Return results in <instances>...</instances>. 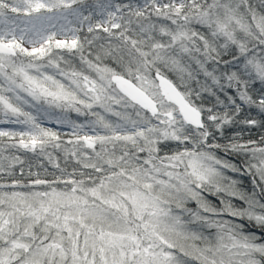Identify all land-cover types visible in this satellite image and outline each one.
<instances>
[{
    "label": "snow or ice",
    "instance_id": "6c2138e0",
    "mask_svg": "<svg viewBox=\"0 0 264 264\" xmlns=\"http://www.w3.org/2000/svg\"><path fill=\"white\" fill-rule=\"evenodd\" d=\"M94 16L101 18L93 22ZM85 23L90 38L79 35ZM105 38L94 59L84 55L86 44ZM54 49L78 54L94 78L61 68L60 61L70 62ZM48 67L67 84L42 71ZM201 73L203 92L235 88L243 104L264 113V0H0V112L29 125L0 130V137H19L8 147L39 149L50 162L45 148H61L58 134L24 111L30 101L22 92L77 113L82 106L95 117V135L81 136L84 125H73L74 146L64 149L92 170L79 179L75 169L55 164L60 176L25 181L23 167L15 173L24 162L0 147V173L10 178L0 182V264H264V146L251 139L213 142L209 130L223 136L225 126L264 122L240 119L241 105L228 96L234 107L207 108L206 124L193 91L178 90L199 84ZM257 81L262 87L254 98L249 90ZM113 105L135 108L136 118ZM234 173L252 176V188Z\"/></svg>",
    "mask_w": 264,
    "mask_h": 264
},
{
    "label": "trees",
    "instance_id": "16d2710c",
    "mask_svg": "<svg viewBox=\"0 0 264 264\" xmlns=\"http://www.w3.org/2000/svg\"><path fill=\"white\" fill-rule=\"evenodd\" d=\"M96 0H88L89 4H94ZM100 2H105V0H100ZM162 2H166V0H162ZM112 3L116 4H140L142 5L144 3V0H112ZM155 19V17H154ZM79 35L83 38L84 36L91 37V34L87 33V26H84L82 31L79 33ZM101 37H106L105 33H100ZM108 41L107 39H101L95 42V45L93 47H89L87 44L85 45V51L84 55L87 56L89 59H94L95 55L100 51L99 45L105 44L107 45ZM54 52L58 53L59 55L64 57V60L69 61V64H65L64 61H60L61 68H64L65 70H70L72 68L76 70H85V74H89L93 76L94 73H90L85 69V66H83L80 62L79 55H73L71 53H68L67 50H60V49H54ZM89 53H92V55H89ZM224 59H230V57H224ZM45 61H37V63H45ZM104 64H108L109 66L115 67V65L112 63L110 59L105 58L103 60ZM195 67V65H193ZM223 67V66H221ZM43 72H45L48 75H54L57 79L61 80V82L67 84V80L63 77H61L54 68L48 67L45 69H42ZM35 74V73H33ZM165 75L168 79L172 80L174 84L179 85L180 81L177 77V75L173 72L165 71ZM197 79L199 80V84L196 83L195 80L188 82V88L185 87H179V90L181 92H186L189 89L193 91V95L190 97L191 101L195 104V106L200 107L204 109L201 113V119L205 121L206 124L211 125V122L207 121V108H213V111L215 113H223L226 109L224 105H228V110H231L233 108V105H230L228 102L227 97L232 96L236 99V103L241 105V114L240 119L243 118H253L256 119L258 122H264V113H260L259 109L255 106H249L246 104H243L239 100L238 93L235 88L227 89V92L220 91L218 86L216 88V95L219 96L220 100L224 102L223 105L218 104L216 100V95H212L207 92H203L201 90V85L205 83V77L201 73ZM210 83V82H209ZM261 84L257 81L251 88H250V94L255 96L258 94ZM201 91V96L199 98L196 97L195 92ZM25 99H28L30 101L29 104L22 105L24 111L30 112L35 118L36 122L43 128L51 129L52 131L56 132L59 136L58 143L61 144V148H53L51 145H48L45 148V152L50 153L52 157V162H50L49 157L47 155L40 154L39 149L35 153L28 151L26 149L22 148H11L8 147L9 145L13 143L18 144L19 137L16 138H8V137H0V147L6 148L4 155H16L21 158V160L24 162L23 165L16 164L15 165V173L16 176L19 177L21 175L20 169L23 167L24 169V175L23 179L25 181L29 179H34L36 175L38 174L40 178L43 179H49L51 180L53 176H60V170L55 167V164H59L60 168L66 169L68 173L73 172V170H76V176L74 178L79 179V172L83 171L85 173H92L91 169H84L81 164L77 163V160L75 157H71L69 154H67L64 149H71L73 148V144L69 143V141H75V134L73 132V125H84V127L80 130V135L82 136V133L85 132L88 129H91L90 122L95 120V117L91 114H83L87 113V109H83L82 106H79L82 108L81 113H77L75 110L72 109H61L57 108L54 105L50 106L47 103H37L35 101L31 100V97H28L26 93H21ZM81 98L82 97V94ZM138 107V106H137ZM113 108L116 111L124 112L126 111L128 114L132 116V118H136L135 116V108L129 107L127 109L123 108L121 105H113ZM92 111L100 112L102 115L106 117V119L118 123L120 122L119 119L115 116H112L110 113H104L102 109L98 107H94ZM147 115H150V113H145ZM59 118L63 121H66L68 124L67 128H63L59 125H54L50 122H47V120L50 118ZM48 118V119H47ZM0 124L6 125L5 131H28L29 125L20 124V123H14L12 122L15 120V117H5L2 112H0ZM154 120V118H153ZM154 122H156L154 120ZM26 127V130H25ZM186 127H192V126H186ZM210 131H213L215 133V141L213 142H219V143H227L229 138H237L238 142H246L248 140H254L257 142L258 145L264 146V144H261V137L264 136V127L261 126L260 123H258L256 126H248L244 125L242 123H237L235 125H228L225 126V132L222 136L220 133L215 132L214 127L209 128ZM92 131V130H91ZM97 131L103 135L105 134L103 129H100L97 127ZM175 143V142H171ZM109 147H111L109 145ZM100 146L97 145L96 149L99 151ZM81 152H86L88 156L92 155V150L87 148L80 149ZM80 153H78L79 155ZM219 155H223L222 152L218 153ZM83 158V157H81ZM227 158V157H226ZM233 162H241L238 160L237 157L233 156L231 157ZM31 171L33 174L32 177H29L27 174ZM234 178L238 179L243 186L246 189L252 188V176L250 175H243V174H232ZM67 178V177H65ZM0 182H10V178L7 176L6 173H0ZM62 187V185H61Z\"/></svg>",
    "mask_w": 264,
    "mask_h": 264
},
{
    "label": "rangeland",
    "instance_id": "374dc122",
    "mask_svg": "<svg viewBox=\"0 0 264 264\" xmlns=\"http://www.w3.org/2000/svg\"><path fill=\"white\" fill-rule=\"evenodd\" d=\"M101 17H99V16H94V18H93V22H95L97 19H100ZM84 26H87V24L85 23V25ZM62 37H57V39H61ZM26 47H31L30 45H25ZM48 119V118H47ZM2 120H0V122H1ZM47 122H50V123H52V124H54V125H59V126H61V127H63V128H67L68 127V124H67V122L66 121H64L63 123H57V119L56 118H53V117H50L48 120H47ZM6 125H4V124H0V130H3V131H5V129H6ZM25 130H26V127H25ZM84 134H88V135H95V133L93 132V131H91V129H88V130H86L85 132H83L82 133V135H84Z\"/></svg>",
    "mask_w": 264,
    "mask_h": 264
},
{
    "label": "water",
    "instance_id": "95a60500",
    "mask_svg": "<svg viewBox=\"0 0 264 264\" xmlns=\"http://www.w3.org/2000/svg\"><path fill=\"white\" fill-rule=\"evenodd\" d=\"M179 90V89H178ZM180 91V90H179Z\"/></svg>",
    "mask_w": 264,
    "mask_h": 264
}]
</instances>
